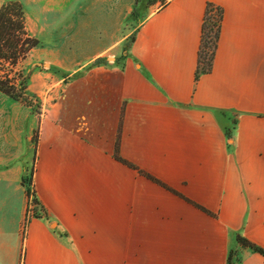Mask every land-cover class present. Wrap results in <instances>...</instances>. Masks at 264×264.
<instances>
[{"label": "crops", "instance_id": "0c3cea01", "mask_svg": "<svg viewBox=\"0 0 264 264\" xmlns=\"http://www.w3.org/2000/svg\"><path fill=\"white\" fill-rule=\"evenodd\" d=\"M7 1L48 67L39 113L0 93V264H264V0H166L125 54L136 0Z\"/></svg>", "mask_w": 264, "mask_h": 264}, {"label": "trees", "instance_id": "16d2710c", "mask_svg": "<svg viewBox=\"0 0 264 264\" xmlns=\"http://www.w3.org/2000/svg\"><path fill=\"white\" fill-rule=\"evenodd\" d=\"M165 3L166 0L162 5ZM221 19V9L208 4L201 28L196 79L200 74L210 71ZM37 45L38 41L25 29L21 5L15 1H7L2 4L0 7V93L28 107L31 105L28 101L30 93L27 91V77L21 73L18 65ZM33 97L38 99L34 95ZM32 175L33 168L30 170L29 178H22V185L25 186L27 195L31 192ZM35 203L37 207V202L35 201ZM35 209L37 210V208ZM236 241L240 246L264 257V249L248 239L237 236ZM232 254L233 252L230 253L227 264H231Z\"/></svg>", "mask_w": 264, "mask_h": 264}, {"label": "rangeland", "instance_id": "374dc122", "mask_svg": "<svg viewBox=\"0 0 264 264\" xmlns=\"http://www.w3.org/2000/svg\"><path fill=\"white\" fill-rule=\"evenodd\" d=\"M165 0H136V4L134 6V9L131 13L129 21L126 23V27L124 28L125 33L128 34L126 39L123 42V49H124V54L125 51L129 45V43L132 40V36L135 32V28L137 25L142 21V19L150 12L154 11L158 7H160ZM121 57V56H120ZM113 57H109L108 61L111 62L113 61ZM48 65L47 64H42L34 61L33 59L29 61H22L18 65V69L21 71V73L27 77V85H28V80L31 76L32 73L40 72L43 69H47ZM28 87V86H27ZM32 88L34 86H31ZM33 93H30L28 96V101L30 102L31 107L30 110L32 113H38L40 112V103L38 102L39 98L36 96L38 99H35L33 97ZM29 173L26 174L25 178H29Z\"/></svg>", "mask_w": 264, "mask_h": 264}, {"label": "built area", "instance_id": "2783aa9c", "mask_svg": "<svg viewBox=\"0 0 264 264\" xmlns=\"http://www.w3.org/2000/svg\"><path fill=\"white\" fill-rule=\"evenodd\" d=\"M27 196H28V207H27L26 216L29 217V216L34 215L35 208H36V203H35L36 199H35L34 190L32 187H31V192Z\"/></svg>", "mask_w": 264, "mask_h": 264}]
</instances>
